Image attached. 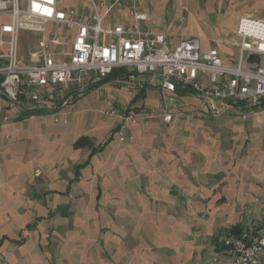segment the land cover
Returning <instances> with one entry per match:
<instances>
[{
	"label": "crops",
	"instance_id": "1",
	"mask_svg": "<svg viewBox=\"0 0 264 264\" xmlns=\"http://www.w3.org/2000/svg\"><path fill=\"white\" fill-rule=\"evenodd\" d=\"M137 2L169 47L196 37L227 65L239 18L264 20V0ZM23 32L19 58L35 64L38 35ZM114 72L81 93L50 89L56 109L32 116L0 94V264H206L220 237L264 225V105L220 112L182 90L165 123L159 79Z\"/></svg>",
	"mask_w": 264,
	"mask_h": 264
},
{
	"label": "built area",
	"instance_id": "2",
	"mask_svg": "<svg viewBox=\"0 0 264 264\" xmlns=\"http://www.w3.org/2000/svg\"><path fill=\"white\" fill-rule=\"evenodd\" d=\"M68 1L0 0V17L9 18L0 25V43L6 46L0 52V94L30 116L56 109L49 105L50 89H62L66 95L81 93L86 79H104L117 69L128 71L131 82L147 74L159 79L168 103L165 123H170L171 109L177 108L175 95L182 90L213 101L220 112L242 102L250 107L264 105V20L239 18L235 30L238 57L234 65H227L217 49L203 52L196 37L169 47L163 34L143 26L149 17L140 11L137 0H75L66 7ZM120 13L125 16L120 18ZM22 31L38 35L32 53L35 64L19 58ZM67 103L65 99L58 106ZM105 115L126 123L143 116L116 110ZM117 136L124 141L121 129ZM217 244L219 252L206 264L219 260L264 264V225L238 235L227 233Z\"/></svg>",
	"mask_w": 264,
	"mask_h": 264
},
{
	"label": "rangeland",
	"instance_id": "3",
	"mask_svg": "<svg viewBox=\"0 0 264 264\" xmlns=\"http://www.w3.org/2000/svg\"><path fill=\"white\" fill-rule=\"evenodd\" d=\"M74 2H75V0H69L67 3H66V7H70V6H73V4H74ZM120 18H122V17H124L125 16V13H120L119 15H118ZM27 32H23V34H21V38L24 36V37H28L29 35H31V34H26ZM236 54H237V52H236Z\"/></svg>",
	"mask_w": 264,
	"mask_h": 264
},
{
	"label": "trees",
	"instance_id": "4",
	"mask_svg": "<svg viewBox=\"0 0 264 264\" xmlns=\"http://www.w3.org/2000/svg\"><path fill=\"white\" fill-rule=\"evenodd\" d=\"M114 74H115V72H113L110 76H114ZM110 76H108V77H110ZM107 78V77H106Z\"/></svg>",
	"mask_w": 264,
	"mask_h": 264
}]
</instances>
